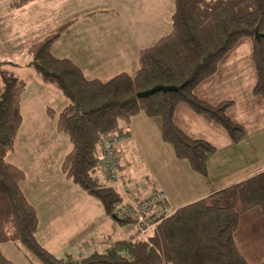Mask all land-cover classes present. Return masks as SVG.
Masks as SVG:
<instances>
[{
    "label": "trees",
    "instance_id": "obj_1",
    "mask_svg": "<svg viewBox=\"0 0 264 264\" xmlns=\"http://www.w3.org/2000/svg\"><path fill=\"white\" fill-rule=\"evenodd\" d=\"M29 1L9 0L4 9ZM245 41L251 45L252 91L264 100V0H172L170 30L138 50L133 72L119 71L107 78L90 77L72 59L56 56L53 38L26 44L27 65L67 100L55 114L56 128L70 144L60 164L64 176L114 216L122 197L104 179L97 144L110 133L127 135L130 119L138 113L158 118L161 138L175 156L206 176L207 159L216 145L188 135L174 121V113L185 103L195 114L219 125L231 143L246 135V128L228 113L231 100L215 102L197 92L218 70L228 71L220 65L227 55L234 58V49ZM155 85L178 88L137 96ZM25 86L24 78L0 68V245L13 243L30 264H248L234 234L240 212L259 208L264 217V169L175 208L147 233L136 230L102 251L57 256L44 247L37 239L36 207L21 187L26 173L7 159L22 122L20 99ZM45 112L54 116L51 107ZM120 221L133 225L134 219ZM0 264H11L1 249ZM259 264H264V258Z\"/></svg>",
    "mask_w": 264,
    "mask_h": 264
},
{
    "label": "crops",
    "instance_id": "obj_2",
    "mask_svg": "<svg viewBox=\"0 0 264 264\" xmlns=\"http://www.w3.org/2000/svg\"><path fill=\"white\" fill-rule=\"evenodd\" d=\"M100 3L101 0H33L12 10L3 8V14L0 15L1 50L13 51V44L19 49V46L31 40L43 39L58 25L72 20L53 42L52 52L56 56L72 59L90 77L107 78L119 71L133 72L138 49L152 44L168 32V2L166 0L165 6L154 5L158 7L157 18L160 23L155 20L148 28L144 25L147 22L146 16L142 19L135 14L138 7L131 4V0H114V4L106 6H101ZM123 11L126 12L125 15L122 14ZM150 19L151 15L148 21ZM157 27L159 32L156 35ZM61 41L65 43L64 53H57L56 49ZM2 58L7 59V56ZM16 67L30 68L24 65L14 68ZM232 68L233 71L218 70L198 89V94L215 102L223 99L233 101L228 110L239 106L231 96L224 98L223 95L209 91L212 85L225 84L226 80L228 82L227 78H220L221 72L225 77L232 72H244ZM33 72L28 75L35 74V78H39ZM252 81L251 76L248 87L252 92L250 98L258 106L251 107L252 118H246L247 123L236 121L247 130L246 135L237 143H231L225 134L222 135L221 144H217L199 126L201 122L212 125L211 121L204 115L195 114L186 106L178 107L174 113V121L188 135L205 138L216 145L217 150L207 159L206 176L192 170L186 159L175 156L172 146L161 138L158 118L148 117L144 113L132 116L127 130L128 137L117 145L121 159L119 178L111 184L117 187L121 201L137 200L161 190L166 194L170 206L177 208L264 169V102L253 94ZM41 82L42 93L54 91L52 86ZM59 100L65 101L63 97ZM255 111L257 112L254 113ZM46 136L50 137L53 144L45 150H39V143L28 142L29 148L25 147L23 151L25 160L15 149L7 155L8 161L18 165L26 173L21 187L38 213V241L57 256L71 254L81 257L92 251H102L110 243L126 239L134 233V222L133 225L129 222L122 224L106 214L97 199L83 192L61 173L60 162L70 144L65 136L56 133L50 120L38 140L41 137L44 140ZM37 152H40V160L36 157ZM136 160L142 164L144 171L143 182H139L142 183L141 195L136 189L131 191L133 185L129 187L130 174ZM104 179L110 182L109 179ZM127 181L129 185L125 188ZM135 192L138 195L131 196ZM263 230L264 217L257 208L240 212L234 238L246 260L250 258L244 252L249 250L251 243L256 244L264 239ZM0 249L11 264H30L13 243H2ZM17 253L24 260L14 263L11 257H15ZM247 262L249 263L248 260Z\"/></svg>",
    "mask_w": 264,
    "mask_h": 264
},
{
    "label": "rangeland",
    "instance_id": "obj_3",
    "mask_svg": "<svg viewBox=\"0 0 264 264\" xmlns=\"http://www.w3.org/2000/svg\"><path fill=\"white\" fill-rule=\"evenodd\" d=\"M8 1L9 0H0V15L3 14L2 10H3L6 2H8ZM31 1H33V0H31ZM31 1H29V2H31ZM167 2H168L167 6L169 9V20H170V14H171L170 12L172 10V0H167ZM112 3L114 4V0H101L100 4H101V6H106V5H109ZM131 4H134V5H136V7H138L137 11L135 12L136 15L141 16L142 19L146 16L147 22L144 25L148 28L151 25V22H154L155 20L160 23V20L157 18L158 7L157 6L155 7L154 5H160L161 4V5L165 6L166 0H131ZM122 14L125 15L126 12L123 11ZM150 15H151V19L148 21ZM71 22H72V20H68V21L58 25L56 28L52 29V31L50 32V34H48V36H46L40 40H44L47 38H53V42H54V40L56 39L59 32H62ZM159 27H157L156 35L159 32ZM167 30L168 31L170 30V23L167 26ZM32 41H35V40H31L28 43H30ZM53 42H52V45H53ZM58 46L59 47L56 49V52L57 53H64L65 43L63 41H61ZM12 47H13L12 48L13 51H11V50L5 51V50H1V44H0V56H2V57L7 56V59L0 57V61H2L0 64V68L9 72L10 74H12L14 76L24 78L27 82V85L25 86L23 92L21 93L20 111L22 114V122L20 124V128L18 130V134L16 137V143H15L16 148H14L18 154H21L23 160H25V155H24L23 151H24L25 147L29 148V145L27 146L28 142H30V141L34 142L35 141V142L39 143L37 145V146H39V150L40 149L45 150L47 147H49L50 144L51 145L53 144V141H51V139H49L50 138L49 136L44 137V140L42 139V137H41V139L38 140V138H40L41 131H43V128L48 126L49 120L51 121L52 126H54L56 133L65 136L63 133L59 132L56 128V116H55V114H57V112L66 104L67 100L59 89L55 88L53 85H51L49 83L42 81L37 74L36 75L39 78H35V76H34L35 74H32V76L28 75L30 72L32 73L34 70L32 67L27 65V62L30 60V55L26 51V48H25L26 44L23 46H19V49L15 48L16 44H13ZM250 50H251L250 42L249 41L243 42L240 46H238L234 49V51H233L234 55H232L234 58H231L230 54L227 55L226 59H224L225 64L224 65L221 64L219 67L220 69H222L223 67H226V68H228V71H233L232 67H235V69L243 70L244 72H241V73H239V72L233 73L232 72L230 75H227V77H225L221 72L220 78L223 80H226V78H227L228 82L226 80L225 84L220 83V84L212 85L209 88V91L213 92V94H216L219 96L223 95L224 98H230L228 96H231L232 98H234L236 100V102L239 106H237L234 109L231 108L232 110L229 109L228 113L233 120L241 121L243 123H247L246 118L248 120L252 118V116L250 115L251 107L254 106L256 108L258 106V104L255 103L254 100H252L250 98V94H252V92H251L250 88H248L250 85L251 76L253 78L252 85L254 84V75H253V72H251V65L249 64V57H248ZM59 57H61V56H59ZM18 65L19 66L24 65V66H27L30 68H26V67L14 68L15 66H18ZM136 68H137V57H136ZM33 73H36V72L34 71ZM36 79H40L44 84L52 86L54 91L49 92L48 94L42 93L43 88L40 86L41 84H39L41 81L36 80ZM38 81H40V82H38ZM60 97H63L65 99V101L63 102V101L59 100ZM258 98L264 102V100L260 96H258ZM232 103H233V101H232ZM181 105L186 106L187 104L184 103ZM46 107H51L54 110V116L49 117L48 114H46V112H45ZM186 107H188V106H186ZM256 112L257 111H255L254 113H256ZM260 112H263V110H261ZM175 116L177 117V114ZM205 117L209 121H211L212 125H206V123L204 124L203 122L199 123V126L202 129V132L209 134V136L213 140H215V142H217V144H221V142H222L221 139L226 134V132L219 125H217L216 123H213L209 117H207V116H205ZM190 123H191V121H190ZM20 135H21V139L19 140ZM119 135L122 137L115 144L116 154H117L118 159H119L118 172H119V168L121 166V159H120V156H119L118 151H117V145L121 141H124L128 137L124 133L123 134L120 133ZM29 136H30V140L28 141ZM34 137H37V138L34 140L33 139ZM66 139H67V137H66ZM31 147L33 149V143H31ZM69 150H70V148H69ZM69 150H67L66 153ZM97 151H98V149H97ZM35 154H36V157L38 158V160H40V152H37ZM65 154H64V156H65ZM63 157H62V159H63ZM100 159H101V155H100ZM138 160H136L133 163L132 173L130 174L131 175L130 185L128 184V181H127L125 183L124 187L126 188V185H129V187L131 188V185H133V187L131 188V191L136 189L137 192H140V195H141L142 183H139V182H143L144 171L142 168V164ZM60 164H61V162H60ZM102 167H103V165H102ZM60 171H61V169H60ZM61 173H62V171H61ZM118 178L116 177L114 180H110V182H107V183L113 184V182L118 180ZM66 179H68V178H66ZM100 181L102 182V178H100ZM137 195H138V193L135 192V193H132L131 196L134 197ZM146 196H144V197H146ZM144 197H142V198H144ZM129 200L130 199H127L125 201H120L118 204L129 201ZM137 200H139V199H137ZM170 207L173 208L172 206H170ZM236 207H239V205L237 204ZM173 209H175V208H173ZM257 209L259 210V208H257ZM111 217H113L114 219L119 220V221L121 220V218H118L116 215H114V216L112 215ZM123 219H128V218H123ZM129 219H132V218H129ZM120 223H122V222L120 221ZM135 228L137 230L136 224H135ZM152 228L153 227H151L150 229H152ZM237 228H238V226H237ZM150 229H148V231ZM137 232H138V230H137ZM262 232H264V230ZM138 234H140V233L138 232ZM244 254H246V256L248 255L247 257L250 258V259H247L249 261L248 264H259L261 262V260L264 258V239L259 243L257 242L256 244L251 243L249 250H247L246 253L244 252ZM11 258L13 259L14 263L21 262L24 260V257L21 256L20 253H17L15 257L12 256ZM257 258H259V259H257Z\"/></svg>",
    "mask_w": 264,
    "mask_h": 264
},
{
    "label": "built area",
    "instance_id": "obj_4",
    "mask_svg": "<svg viewBox=\"0 0 264 264\" xmlns=\"http://www.w3.org/2000/svg\"><path fill=\"white\" fill-rule=\"evenodd\" d=\"M117 133L103 136L97 149L101 155V162L109 180L118 177L119 159L116 154L115 144L121 139ZM114 215L118 218H132L140 234H145L154 227L159 219L171 214L174 209L170 207L166 194L163 191H154L139 200H129L117 204Z\"/></svg>",
    "mask_w": 264,
    "mask_h": 264
},
{
    "label": "water",
    "instance_id": "obj_5",
    "mask_svg": "<svg viewBox=\"0 0 264 264\" xmlns=\"http://www.w3.org/2000/svg\"><path fill=\"white\" fill-rule=\"evenodd\" d=\"M178 87L173 86V85H155L152 88L145 90V91H141L137 93L138 97H145L148 94L154 93L156 91L162 90V91H167V90H175Z\"/></svg>",
    "mask_w": 264,
    "mask_h": 264
}]
</instances>
